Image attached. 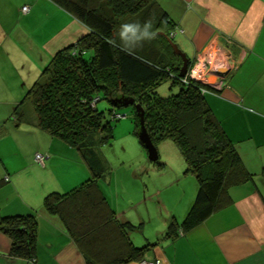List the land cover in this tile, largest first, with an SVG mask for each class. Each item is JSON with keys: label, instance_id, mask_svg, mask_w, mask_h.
I'll list each match as a JSON object with an SVG mask.
<instances>
[{"label": "crops", "instance_id": "obj_1", "mask_svg": "<svg viewBox=\"0 0 264 264\" xmlns=\"http://www.w3.org/2000/svg\"><path fill=\"white\" fill-rule=\"evenodd\" d=\"M156 1L169 14L173 41L191 63L208 52L234 62L222 79L211 78L212 83L221 80L222 86L208 88L206 100L254 180L231 187L229 205L175 238L166 235L169 224L184 221L198 182L193 173L185 172V160L172 141H160L159 150L164 146L169 154L163 161L160 155L152 161L130 134L129 144L137 145L140 156L138 162H130V176L143 180L148 192L146 177L149 180L157 171L154 162L166 171L161 194L166 187L176 188V197L178 191L184 193L176 206L165 205L153 232L146 225L147 218L154 220L152 211L148 217L142 212V217L133 216L132 203L120 202L112 175L100 179L101 188L117 217L136 225L129 234L132 243L152 244L143 259H159L161 264H264V0ZM24 6L29 7L27 12ZM88 32L53 0H0V224L11 215H37L34 256L14 255L12 238L0 228V264H88L62 220L44 207L49 192L68 191L93 174L87 155L40 127L24 99L55 53ZM165 83L170 90V82ZM37 153L46 155L44 165L36 161ZM185 181L189 189L182 188Z\"/></svg>", "mask_w": 264, "mask_h": 264}, {"label": "trees", "instance_id": "obj_2", "mask_svg": "<svg viewBox=\"0 0 264 264\" xmlns=\"http://www.w3.org/2000/svg\"><path fill=\"white\" fill-rule=\"evenodd\" d=\"M53 1L89 32L55 53L24 99L40 127L86 153L93 174L68 191L49 192L45 210L62 220L88 264L142 260L152 244L132 243L129 234L136 225L117 217L99 183L106 167L97 148L112 141L118 119L115 109L92 106L95 97L135 98L144 108L153 143L172 141L185 160V172L195 175V201L180 225L169 224L170 237L229 205L228 190L254 176L209 106L204 85L179 79L183 60L169 40L173 22L156 0ZM166 81L168 94L159 91ZM133 111L137 131L139 119ZM36 226V213L3 218L0 228L12 238L14 255L34 256Z\"/></svg>", "mask_w": 264, "mask_h": 264}, {"label": "rangeland", "instance_id": "obj_3", "mask_svg": "<svg viewBox=\"0 0 264 264\" xmlns=\"http://www.w3.org/2000/svg\"><path fill=\"white\" fill-rule=\"evenodd\" d=\"M167 89H168L167 83L162 84L159 87V91L166 94L170 93L168 92L169 90ZM96 105L100 110L109 111L110 109H115L117 112L125 115L120 119L116 117L118 120L114 121L115 128H114V137L112 141L110 143L103 144L98 147V149L100 150L99 152L102 154L105 162L106 172L104 175L107 176L112 175L114 177V180H117L119 192L121 196L120 202L124 203V199H127L132 203L130 204V206L132 205L131 210L134 212L132 214L133 216L138 215L142 217L143 216L141 214L142 212L148 217L149 210L152 211L154 220L149 221V218H147L146 225H147V230L153 232L154 227L156 226L155 225L156 219L161 218L164 208H167L165 205H168V207L176 206L179 202L180 195L184 193H182V190L178 191V197H176L174 192L176 188L169 189V187H166L165 189H167V191L164 190L163 191L164 193L161 194L160 191L162 187H165L163 186L162 173L163 172L165 173L166 171L163 170V168H160L159 164H155L154 162H152L151 164L153 168L157 166L155 167L157 171L152 172V175L149 179L150 181L146 177V183L147 184L150 183L149 186L150 189H148V192L145 191V187L143 186L145 182L143 180L141 181L140 179H138V181L134 180L130 176L132 174L130 167H133V165H131L130 162L133 161L138 162V159L140 157L138 156L136 151L137 145H135L134 147L132 144H129L131 139L134 138V140H136L137 144H139L138 150H143V152H145L146 158L149 160L148 152L146 148L141 144L136 133H134L135 119L133 115L135 111H133V107L132 106L113 107L112 104L109 102V100L104 97L103 93L101 94V98L97 96L92 100V106H96ZM137 117L139 119L138 114ZM130 134L134 135V137L131 138ZM157 149L158 152L161 153L159 154L160 160L163 161L164 154L166 156H168L169 154L168 148L162 146L161 150H159V145H158ZM174 162H175V158H174ZM107 176L105 178H107ZM103 180L104 183L106 184L107 182L106 179ZM175 183L177 182H173L171 185ZM184 186L185 188L189 189L188 181H185V183L182 184V188H184ZM114 189H116V186ZM130 196H134V197H130Z\"/></svg>", "mask_w": 264, "mask_h": 264}, {"label": "built area", "instance_id": "obj_4", "mask_svg": "<svg viewBox=\"0 0 264 264\" xmlns=\"http://www.w3.org/2000/svg\"><path fill=\"white\" fill-rule=\"evenodd\" d=\"M28 10H29L28 6L23 7L24 12H27ZM233 63L234 62L231 60H224L218 57V54H215L214 52L200 54V56H198L196 60L192 62L188 70V73L184 78L185 80L197 81L198 83L203 84L204 87L202 88V91L203 93H206L209 92L208 88L211 87H208L207 85H205V83L207 82L212 83L211 80L209 79L213 77H215L216 79H222V74L219 73L220 69L228 70L229 68L232 67ZM212 84H213V88H217V89H220L222 86L221 80L220 81L216 80V82ZM116 117L120 119L123 117V114L117 112ZM35 159L39 164L44 165L46 155L43 153H37ZM142 264H161V261L159 259L157 260L143 259Z\"/></svg>", "mask_w": 264, "mask_h": 264}, {"label": "water", "instance_id": "obj_5", "mask_svg": "<svg viewBox=\"0 0 264 264\" xmlns=\"http://www.w3.org/2000/svg\"><path fill=\"white\" fill-rule=\"evenodd\" d=\"M170 43L173 47L174 53L177 55H180L183 60L182 67L180 68L179 76L184 77L191 65V59L187 56L185 52H183L178 44L173 41V39H169ZM220 74H226V70H221L220 69ZM208 87H213V84L210 82L205 83ZM109 102L114 106V107H123V106H132L135 108L136 113L139 116V128L136 131V134L141 142V144L147 149L148 152V158L152 161H156L159 158V152L157 149V146L153 143V140L145 126V111L144 108L137 103L135 98L129 97V96H123V95H118L115 98L109 99ZM125 116V115H123Z\"/></svg>", "mask_w": 264, "mask_h": 264}, {"label": "flooded vegetation", "instance_id": "obj_6", "mask_svg": "<svg viewBox=\"0 0 264 264\" xmlns=\"http://www.w3.org/2000/svg\"><path fill=\"white\" fill-rule=\"evenodd\" d=\"M191 64H192V63H191ZM187 73H188V72H187ZM185 76H186V75H185ZM185 76H184V77H185ZM178 77H179V79L181 80V82L184 83V84H185V83H189V82H191V81H189V80H185L184 77H180L179 75H178ZM180 80H179V81H180Z\"/></svg>", "mask_w": 264, "mask_h": 264}, {"label": "clouds", "instance_id": "obj_7", "mask_svg": "<svg viewBox=\"0 0 264 264\" xmlns=\"http://www.w3.org/2000/svg\"><path fill=\"white\" fill-rule=\"evenodd\" d=\"M147 27V26H146ZM145 35H149V33H147V31H145Z\"/></svg>", "mask_w": 264, "mask_h": 264}]
</instances>
